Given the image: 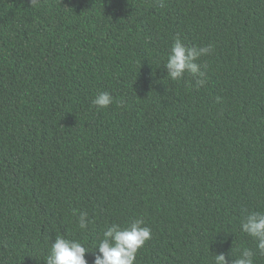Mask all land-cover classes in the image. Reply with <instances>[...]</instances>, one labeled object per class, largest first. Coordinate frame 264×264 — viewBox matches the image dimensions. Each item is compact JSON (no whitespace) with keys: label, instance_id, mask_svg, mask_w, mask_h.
<instances>
[{"label":"trees","instance_id":"16d2710c","mask_svg":"<svg viewBox=\"0 0 264 264\" xmlns=\"http://www.w3.org/2000/svg\"><path fill=\"white\" fill-rule=\"evenodd\" d=\"M177 37L213 45L204 86L167 77ZM245 210L264 212V0H0V264H46L58 234L92 264L135 218V264H214L255 248Z\"/></svg>","mask_w":264,"mask_h":264},{"label":"clouds","instance_id":"9594fccd","mask_svg":"<svg viewBox=\"0 0 264 264\" xmlns=\"http://www.w3.org/2000/svg\"><path fill=\"white\" fill-rule=\"evenodd\" d=\"M37 0H31L36 3ZM111 2V0H110ZM213 45L188 46L178 37L174 40L167 56L164 68L173 81H181L190 75L195 86L200 88L206 84L205 69L207 65L199 63L200 58L210 55ZM217 102L221 97H217ZM114 98L107 91L99 92L92 100V104L99 109L108 108L113 104ZM123 101L120 102L123 106ZM78 227L86 230L91 223L87 212H79ZM240 229L250 237L255 248L244 247L238 255L231 251L215 254L214 264H256V257L264 255V212L247 211L240 220ZM152 238V230L143 218L133 219L127 226L112 223L106 226L102 237L95 247L96 254L92 264H135L137 253ZM91 252L82 242L56 235L51 242L48 255L44 260L46 264H89L86 254Z\"/></svg>","mask_w":264,"mask_h":264}]
</instances>
